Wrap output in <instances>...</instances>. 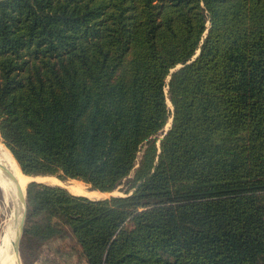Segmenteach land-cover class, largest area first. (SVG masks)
<instances>
[{
    "label": "trees",
    "instance_id": "obj_1",
    "mask_svg": "<svg viewBox=\"0 0 264 264\" xmlns=\"http://www.w3.org/2000/svg\"><path fill=\"white\" fill-rule=\"evenodd\" d=\"M0 139L132 190L30 182L23 240L66 244L41 264H264V0H0Z\"/></svg>",
    "mask_w": 264,
    "mask_h": 264
},
{
    "label": "bare ground",
    "instance_id": "obj_2",
    "mask_svg": "<svg viewBox=\"0 0 264 264\" xmlns=\"http://www.w3.org/2000/svg\"><path fill=\"white\" fill-rule=\"evenodd\" d=\"M167 104L169 105L168 100ZM1 166L9 170L14 180L7 175V173L1 168ZM29 179L30 177L21 173L19 166L11 153L3 144L0 143V196L2 200L1 209L5 214H7V216L5 215L7 217V220L5 223L3 235L0 240V264H18L17 257L12 245V241L16 237L15 225L17 222L15 223V219L17 221L22 212V207L18 200L16 188L17 186H19L24 192V186ZM37 179H39L40 181L47 180L46 178L40 177ZM50 182L52 183V181ZM67 190L73 195H80L91 198L93 200L98 199L103 195V193L101 192L85 188L81 182H78L76 180H72L70 183H68Z\"/></svg>",
    "mask_w": 264,
    "mask_h": 264
},
{
    "label": "rangeland",
    "instance_id": "obj_3",
    "mask_svg": "<svg viewBox=\"0 0 264 264\" xmlns=\"http://www.w3.org/2000/svg\"><path fill=\"white\" fill-rule=\"evenodd\" d=\"M198 53H199V50H197L195 52V55L193 56L192 60H194V58L198 55ZM175 69H178V68L177 67L174 68L173 70H171V72L174 71ZM168 80H169V78H167V81ZM165 93H167V88H165ZM167 100H168V98H167ZM167 100H166V103H167ZM168 102H169V100H168ZM167 106L170 110H172V106H171L170 102H169V105L167 104ZM171 122H172V117L168 119L167 123L165 124V126L163 128L162 133H160L158 135L159 139H161L164 136V134L168 131V129L171 126ZM0 143L3 144L1 139H0ZM157 144H158V142H157ZM139 156H140V154H139ZM132 176H133V172L130 173L128 178H132ZM28 177H30V179L27 181V183L25 184L24 189H23L25 192V202H26V189H27V186L30 182H37V183H41V184L49 185V186H58V187L64 188L66 191H68L67 190L68 183H70L72 180H74V179L59 178L56 175L28 176ZM39 177L40 178H46L47 180L40 181L39 179H37ZM49 179H50V181H52V183L49 181ZM77 181H79V180H77ZM79 182H81L85 188L90 189L89 185L85 184L82 181H79ZM127 189H128L127 182H123L121 185H119L112 192L103 193V195L99 197L100 199L98 198V199H94V200H105V199H110L112 197H125V196H128L132 193V190L127 192ZM105 195H107V196H105ZM77 196H80V195H77ZM86 198H88V197H86ZM88 199H91V198H88ZM91 200H93V199H91ZM1 206H2V200H1V196H0V240H1V237L3 235L5 223L7 220V217H6L7 214L4 213V211L1 209L2 208ZM6 213H7V211H6ZM25 219H26V214H25ZM21 244H22V247H21ZM65 246H66V244L64 242H61V241H50L48 243H44V244L40 245V244H36L32 241L23 240V232H22L20 240H19V255H20L21 263L22 264H41V262H44V260L47 258H54L55 254H56L55 253L56 250H63Z\"/></svg>",
    "mask_w": 264,
    "mask_h": 264
},
{
    "label": "water",
    "instance_id": "obj_4",
    "mask_svg": "<svg viewBox=\"0 0 264 264\" xmlns=\"http://www.w3.org/2000/svg\"><path fill=\"white\" fill-rule=\"evenodd\" d=\"M179 67H180V65L177 66V68H179ZM1 168L7 173V175L9 177H11L14 180V178L12 177L9 170H7L3 166H1ZM16 190H17L18 200H19L21 207H22V212L20 214L19 219L17 221L15 219V223L17 222L15 225L16 237L12 241V245H13V250L15 252V255L17 257V263L22 264L21 259H20V255H19V240H20L21 234L23 232V227H24V222H25L26 202H25V193L21 190V188L19 186H17Z\"/></svg>",
    "mask_w": 264,
    "mask_h": 264
}]
</instances>
